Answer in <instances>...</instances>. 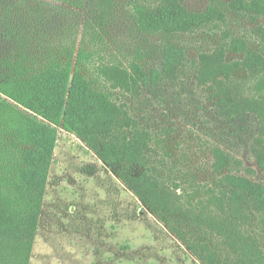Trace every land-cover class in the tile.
<instances>
[{
  "label": "rangeland",
  "instance_id": "obj_1",
  "mask_svg": "<svg viewBox=\"0 0 264 264\" xmlns=\"http://www.w3.org/2000/svg\"><path fill=\"white\" fill-rule=\"evenodd\" d=\"M173 2L176 23L167 31L160 23L141 28V22L158 25L165 0H0L1 59L25 56L43 69L50 55L74 46L76 54L95 53L89 72L100 75L98 88L128 106L135 132L152 136L148 167L158 188L142 186L159 191L163 208L173 210L167 218L150 209L85 138L58 126L30 264H208L200 256L207 249L219 258L215 264H264V211L243 194L235 198L227 183L223 202L211 193L215 153L226 159L224 175L264 187L260 120L231 115V105L198 80L203 55L242 61L247 50L264 59V4ZM178 5L193 22L184 31ZM95 17L99 24L85 33ZM165 54L170 76L162 72ZM114 69L152 75L132 97L114 88ZM246 77L236 71L225 86L244 87ZM126 123H133H124L130 135Z\"/></svg>",
  "mask_w": 264,
  "mask_h": 264
},
{
  "label": "trees",
  "instance_id": "obj_2",
  "mask_svg": "<svg viewBox=\"0 0 264 264\" xmlns=\"http://www.w3.org/2000/svg\"><path fill=\"white\" fill-rule=\"evenodd\" d=\"M173 1L165 0L166 7L159 16L158 25L141 22V28H157L160 23L170 31V25L176 23L172 13L176 8ZM259 4H264V0H259ZM177 7L181 18L179 29L187 30L193 25L191 16L180 5ZM147 20L154 19L151 16ZM98 24L96 17L87 21L85 33ZM244 53L242 61L232 62L225 60L222 54L201 56L198 80L201 84H210L219 101L231 105V115L247 112L257 116L264 136V59L247 50ZM94 55V52L83 49L76 54L74 46L62 56L50 55L45 59L43 69L28 64L25 56L16 60L0 58V264H30L57 127L61 125L85 138L105 163L116 168L121 180L150 209L167 218L172 215V209L163 208L160 200L164 198L159 191L144 190L142 186L148 183L158 188L148 167L152 136L135 132L134 126L138 123L130 116L128 106L119 105L111 92L98 88L100 75L89 72ZM167 55L162 72L170 76L173 66ZM110 71L112 76L105 74V77L109 75L110 80L117 81L114 88L132 97L140 92L141 87L137 84L144 83L152 75L142 71L137 74L125 70ZM236 71L247 74L244 87L225 86ZM156 75L158 73L153 72V77ZM121 121L133 123L132 126L126 123L131 128L130 135L124 132ZM214 158L215 182L211 193L217 194V203L223 202L227 196V183L235 198L243 194L256 211H264V187L245 178L224 175L226 159L218 153ZM258 164L264 169V148ZM135 167L144 168V171L135 176L131 173ZM172 231L182 237V232L173 225ZM204 251L200 254L202 259L215 264L219 258L208 249Z\"/></svg>",
  "mask_w": 264,
  "mask_h": 264
}]
</instances>
